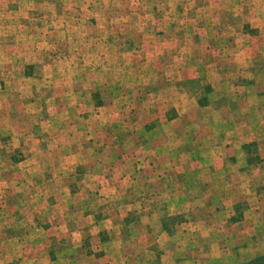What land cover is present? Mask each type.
Here are the masks:
<instances>
[{
  "label": "rangeland",
  "instance_id": "1",
  "mask_svg": "<svg viewBox=\"0 0 264 264\" xmlns=\"http://www.w3.org/2000/svg\"><path fill=\"white\" fill-rule=\"evenodd\" d=\"M0 264H264V0H0Z\"/></svg>",
  "mask_w": 264,
  "mask_h": 264
}]
</instances>
